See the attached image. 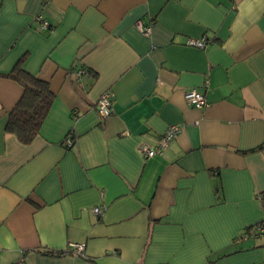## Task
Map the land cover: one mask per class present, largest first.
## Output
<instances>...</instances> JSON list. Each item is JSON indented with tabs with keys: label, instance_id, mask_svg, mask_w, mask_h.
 I'll return each mask as SVG.
<instances>
[{
	"label": "crops",
	"instance_id": "0c3cea01",
	"mask_svg": "<svg viewBox=\"0 0 264 264\" xmlns=\"http://www.w3.org/2000/svg\"><path fill=\"white\" fill-rule=\"evenodd\" d=\"M18 59L54 93L26 143L5 130ZM259 195L264 0H0V264H264Z\"/></svg>",
	"mask_w": 264,
	"mask_h": 264
},
{
	"label": "trees",
	"instance_id": "16d2710c",
	"mask_svg": "<svg viewBox=\"0 0 264 264\" xmlns=\"http://www.w3.org/2000/svg\"><path fill=\"white\" fill-rule=\"evenodd\" d=\"M21 61L18 59L12 71L6 75L22 86V94L7 114L5 130L26 143L38 133L52 105L54 93L48 81L27 72Z\"/></svg>",
	"mask_w": 264,
	"mask_h": 264
},
{
	"label": "built area",
	"instance_id": "2783aa9c",
	"mask_svg": "<svg viewBox=\"0 0 264 264\" xmlns=\"http://www.w3.org/2000/svg\"><path fill=\"white\" fill-rule=\"evenodd\" d=\"M39 22V27L40 28H48V22L44 19H42L40 16L37 18ZM136 27L137 29L144 35H149L151 26L145 24L141 20H138L136 22ZM208 40L204 38H187L185 41V44L188 46L192 47H197V48H203L207 44ZM78 74V73H77ZM184 99L187 104L194 108L202 109L207 105V100L205 97V94L201 91H199L196 88H191L188 89L184 92ZM112 102H113V94L110 90L103 91L96 103H95V108L100 114L102 118H107L110 113H111V108H112ZM180 131V127L177 125H172L168 127L163 135L159 139L158 145H151L148 142H142L139 145V151L142 153V155L145 158L152 157L156 154H159L164 150L167 146V144L175 137V135ZM65 144L71 145L72 140L69 138H66L64 141ZM258 199L260 201L261 208L264 212V199L262 198V195L258 196ZM104 210L103 206H96L93 207L92 212L101 215ZM253 233L258 234V233H264V215L261 220V222L254 228ZM70 248L76 253V254H81L83 251V244L80 243H71Z\"/></svg>",
	"mask_w": 264,
	"mask_h": 264
}]
</instances>
